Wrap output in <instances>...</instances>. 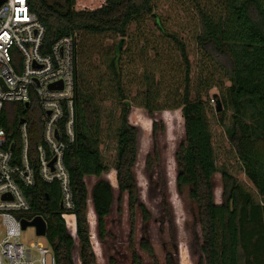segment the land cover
Masks as SVG:
<instances>
[{
    "label": "trees",
    "instance_id": "1",
    "mask_svg": "<svg viewBox=\"0 0 264 264\" xmlns=\"http://www.w3.org/2000/svg\"><path fill=\"white\" fill-rule=\"evenodd\" d=\"M28 0L30 10L46 27L45 48L63 37H74L78 46V63L75 72L76 95V142L69 148L64 163L69 171L75 209L76 235L69 230L66 214L61 210L59 184L46 183L36 173L34 187L24 188L31 206L28 218L42 217L48 226L47 246H51L56 264H77L76 240L80 242L81 264H97L91 242L87 177L98 179L92 188V203L98 219L99 238L107 234L106 219L114 204L113 185L103 178L107 166L100 149L101 124L105 120L114 128L117 143L116 179L120 198L128 194L130 221L131 264H143L136 250V234L140 232L139 245L158 264L152 245L143 234L144 225L151 219V213L140 200L135 168L139 159L141 130L130 121L131 106L126 101L123 87L121 53L124 42H120L109 63L117 93L124 101L117 118L100 108L98 99L80 92L79 87V32L89 34L112 33L122 39L128 35L131 23L143 15L156 18L160 30L177 45L185 66V89L181 100L184 116V142L179 147L177 161L180 168L177 184L192 187L190 198L198 209L195 221L199 229L197 264H242L241 250L248 252V245L254 241V254L264 253V0H225L224 12L217 18L203 16V33L200 45L210 55L228 59L222 68L230 80L227 90L228 105L234 109V122L228 130L229 138L237 150L238 157L250 182L262 202L253 196L228 172L222 173L224 183L223 203L215 202L213 177L218 173L212 134L208 124L206 105L190 99V61L184 42L169 34L154 14L153 0H99L86 4V10H75L76 0ZM213 58V56H212ZM147 107L153 110L151 102ZM12 109L14 116L7 119L5 111ZM20 103L6 104L0 116V125L7 129L9 140L16 139V113L21 112ZM39 110L31 107L26 115L29 120L30 157L36 161L37 148L41 143L42 125ZM17 153V151H16ZM159 154L154 149L153 159H147V172H153L159 163ZM23 218V215H18ZM141 219V224L138 222ZM249 226H256L248 231ZM166 264H174L170 256ZM246 264H264L254 256Z\"/></svg>",
    "mask_w": 264,
    "mask_h": 264
},
{
    "label": "rangeland",
    "instance_id": "2",
    "mask_svg": "<svg viewBox=\"0 0 264 264\" xmlns=\"http://www.w3.org/2000/svg\"><path fill=\"white\" fill-rule=\"evenodd\" d=\"M53 0L52 2H55ZM93 0H76L75 10H86V4ZM93 2L98 3L99 0ZM225 0H153L154 14L169 34L184 42L190 61V99L206 105L208 124L212 134L215 161L218 173L213 177L215 202L223 203L224 183L222 173H230L253 196L262 202L233 146L228 130L234 122V109L228 105L227 90L231 83L221 63L229 60L210 55L211 44L202 48L199 42L203 33V16L217 18L224 12ZM79 87L80 92L98 99L100 108L113 113L117 118L124 101L114 85L109 63L116 47L122 41L121 67L126 101L131 106L130 121L141 130L139 159L135 168L141 189L140 200L151 213L150 222L144 225L143 234L149 239L158 264H166L167 258L174 264H197L198 241L196 224L198 209L190 198L192 187L179 186L180 171L177 153L184 142V116L181 100L185 89V66L176 43L167 37L156 24V18L143 15L130 24L128 35L122 39L112 33L89 34L79 32ZM209 51V52H208ZM228 60V61H227ZM217 95L218 99H214ZM217 100L222 110H216ZM151 102L150 110L147 107ZM105 120L101 124L100 149L107 166L103 176L114 188V204L106 219L107 234L99 238L98 219L93 213L92 188L98 181L86 179L89 191L88 219L91 242L97 264H131L130 221L128 194L119 202L115 163L117 143L114 128ZM154 149L159 154V163L153 172H147V159H153ZM69 230L76 235V221L73 215H66ZM138 222L141 219L138 218ZM141 224V223H140ZM257 227L249 226L248 231ZM258 229V228H257ZM4 228L0 218V241ZM136 250L143 264H154L153 258L141 250L140 232L136 234ZM22 244L32 243L47 246L46 238L36 236V230L28 227L22 232ZM77 264H81V245L76 240ZM255 243L248 245V252L241 250V263L254 260V256L264 261V253L254 254Z\"/></svg>",
    "mask_w": 264,
    "mask_h": 264
},
{
    "label": "built area",
    "instance_id": "3",
    "mask_svg": "<svg viewBox=\"0 0 264 264\" xmlns=\"http://www.w3.org/2000/svg\"><path fill=\"white\" fill-rule=\"evenodd\" d=\"M46 33L28 0H4L0 6V116L6 104L20 103L23 110L16 113V139L9 140L7 129L0 125V218L4 228L0 264H56L51 246H25L21 242V221L33 220L27 217L31 206L24 188L35 186L37 172L42 181L59 184L63 213L68 215L75 209L64 157L76 142L78 46L76 35L68 36L47 51ZM33 106L39 110L42 125L34 163L26 115ZM5 114L11 119L15 113L8 109ZM4 196L7 200H3Z\"/></svg>",
    "mask_w": 264,
    "mask_h": 264
},
{
    "label": "water",
    "instance_id": "4",
    "mask_svg": "<svg viewBox=\"0 0 264 264\" xmlns=\"http://www.w3.org/2000/svg\"><path fill=\"white\" fill-rule=\"evenodd\" d=\"M4 3V0H0V6ZM51 89H54L55 88V85H52L50 87ZM214 99H218V96L215 95L214 96ZM216 110L218 112H220L222 110V106H221V102L219 100H217V104H216ZM24 123V120L21 121V124ZM55 162V160L51 163V167L53 165V163ZM7 196H4L3 197V200H7ZM21 226H22V229L23 230H26L28 227H33L35 230H36V236L37 237H40V238H46L47 236V230H48V226H47V223L46 221L38 216V217H35L33 220L31 221H28L26 219H23L21 221Z\"/></svg>",
    "mask_w": 264,
    "mask_h": 264
},
{
    "label": "crops",
    "instance_id": "5",
    "mask_svg": "<svg viewBox=\"0 0 264 264\" xmlns=\"http://www.w3.org/2000/svg\"><path fill=\"white\" fill-rule=\"evenodd\" d=\"M86 179H95V177H87ZM92 208H93V212H94V207H92ZM93 214L95 215V212Z\"/></svg>",
    "mask_w": 264,
    "mask_h": 264
}]
</instances>
